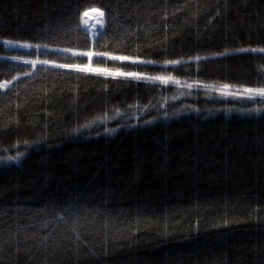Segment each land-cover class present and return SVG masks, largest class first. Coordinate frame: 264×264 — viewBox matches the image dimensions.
Wrapping results in <instances>:
<instances>
[{
	"label": "trees",
	"instance_id": "obj_1",
	"mask_svg": "<svg viewBox=\"0 0 264 264\" xmlns=\"http://www.w3.org/2000/svg\"><path fill=\"white\" fill-rule=\"evenodd\" d=\"M260 49L264 0H0V264H264Z\"/></svg>",
	"mask_w": 264,
	"mask_h": 264
},
{
	"label": "snow or ice",
	"instance_id": "obj_2",
	"mask_svg": "<svg viewBox=\"0 0 264 264\" xmlns=\"http://www.w3.org/2000/svg\"><path fill=\"white\" fill-rule=\"evenodd\" d=\"M95 15L93 19L97 21L99 24V28L95 29V31L100 32L102 34L103 31V18H104V12H102L100 9H94L92 10ZM89 11H85L81 14V20L83 22L81 30L87 31L88 28L91 26V21L89 20ZM5 44L12 43L11 41H4ZM18 43V42H17ZM20 47L25 48V49H33L35 48L37 52L39 53L41 49L48 51V45H33L30 43H22L19 44ZM57 52H71L73 56H86L91 59L93 57H106L109 60L112 61H130L132 64H152L156 63L155 61H150V60H141L138 56L133 57V56H126V55H114L109 52H94V51H86V52H76L73 51L72 49H57L55 50ZM242 51H249V50H242ZM251 51H256V50H251ZM259 51L264 52V49H260ZM12 59L17 60L21 59L20 57H12ZM197 60L200 59V57H196ZM25 64H32L33 67H35L37 64H53L54 61L50 60H40V59H34V60H25ZM165 64H179L180 61L177 60H169L165 61ZM58 67L62 68H76L80 71H87V72H96L103 74L105 76H111V77H131L136 80H153V81H160L164 84L169 83L170 81L174 80V77L172 76H164V75H156V76H148L146 73L142 72H126V71H121L120 69H109V68H93L91 64L86 65V66H81V65H57ZM15 79V78H14ZM176 83H180L179 81H175ZM9 82H6L4 85H0V87H7V84ZM224 87H228L225 85ZM246 92L250 94V97H254L256 95H259L261 97H264V88H258V89H246ZM77 131V130H74ZM22 155L21 153H17L16 157H8V160H17L19 156Z\"/></svg>",
	"mask_w": 264,
	"mask_h": 264
},
{
	"label": "bare ground",
	"instance_id": "obj_3",
	"mask_svg": "<svg viewBox=\"0 0 264 264\" xmlns=\"http://www.w3.org/2000/svg\"><path fill=\"white\" fill-rule=\"evenodd\" d=\"M94 9H96V8H94ZM94 9L86 10V11H89V13H90V15H89V20L91 21L90 31L92 33H95L96 32L95 29L99 28L97 21L95 19H93L95 13L92 10H94ZM103 20H104V18H103Z\"/></svg>",
	"mask_w": 264,
	"mask_h": 264
},
{
	"label": "rangeland",
	"instance_id": "obj_4",
	"mask_svg": "<svg viewBox=\"0 0 264 264\" xmlns=\"http://www.w3.org/2000/svg\"><path fill=\"white\" fill-rule=\"evenodd\" d=\"M98 27H99V24H98ZM96 29H97V28H96ZM88 31H89V34H90L91 38H93L94 36H96V35L98 34L97 31H96L95 33H92V32L90 31V27L88 28ZM19 44H20V43L12 42V43H8L7 45H8V46H17V47H20ZM25 60L30 61V59H22L23 62H24ZM37 65H38V64H37ZM47 65L52 66L53 64H47ZM88 65H89V64H88ZM93 68H94V67H93ZM4 84H5V83H4ZM4 84H2V85H4Z\"/></svg>",
	"mask_w": 264,
	"mask_h": 264
}]
</instances>
